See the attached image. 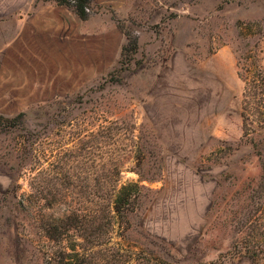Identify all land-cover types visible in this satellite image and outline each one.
I'll list each match as a JSON object with an SVG mask.
<instances>
[{"label": "rangeland", "instance_id": "1", "mask_svg": "<svg viewBox=\"0 0 264 264\" xmlns=\"http://www.w3.org/2000/svg\"><path fill=\"white\" fill-rule=\"evenodd\" d=\"M75 4L0 0V264H44L127 184L109 255L69 229L93 264H264V87L236 63L264 75V0Z\"/></svg>", "mask_w": 264, "mask_h": 264}, {"label": "trees", "instance_id": "2", "mask_svg": "<svg viewBox=\"0 0 264 264\" xmlns=\"http://www.w3.org/2000/svg\"><path fill=\"white\" fill-rule=\"evenodd\" d=\"M59 4H63L66 0H55ZM75 1L74 9L77 15L85 19V8L88 5L89 0H72ZM242 34V41L245 42V46L247 47L250 45L251 35L247 34L243 37ZM261 37V35L259 36ZM257 44V41L255 42ZM245 46H242L243 48ZM242 49V48H241ZM252 52V51H250ZM254 52L244 55L241 54L237 56V67L239 69L238 76L241 78L245 84H252L253 88H256L260 86V84L264 87V75L260 73L258 76H249L242 74L240 70H243L246 66H255V56L253 55ZM259 83V85H256ZM260 88V87H259ZM259 104H264V99H258ZM244 127L248 130V127H252V124L247 123L246 120H244ZM264 127V117L262 122L259 123V126ZM252 140V139H247ZM108 182H103L101 185L106 184ZM138 184H127L121 186L120 189L112 190L111 194H107L105 196H99L98 198L105 202L106 204H101L102 208H104L105 215L102 217H94V219L89 218L88 215H80L73 212H67L58 220L57 226L59 228L63 229L62 232L56 231V234L54 233V236H49V239L54 244V246L50 249L49 252H46L45 254V261L44 264H93V254H104L109 255V252H111V246L109 245V237L107 243H102L100 239L104 238L105 236H109V231L114 226L115 220L119 219H125L127 216V213L130 211V207L132 206V200L136 199L135 195H132V189L139 190ZM138 198V196H137ZM97 214V213H96ZM98 223L97 232L95 233V238L99 243L97 244L99 249L97 252L93 253L90 248H87L82 243L76 242L73 238L69 236V229H74L79 232H81V239L83 240V243H86L88 235H86V226L87 224H93ZM63 227H60V226ZM63 237H68L70 242V245L64 244ZM89 242H87L88 244ZM123 253L127 252L126 250L122 249Z\"/></svg>", "mask_w": 264, "mask_h": 264}]
</instances>
